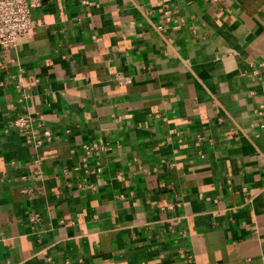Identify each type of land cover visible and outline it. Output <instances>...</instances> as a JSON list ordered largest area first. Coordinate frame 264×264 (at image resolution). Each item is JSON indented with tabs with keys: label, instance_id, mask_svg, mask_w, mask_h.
<instances>
[{
	"label": "crops",
	"instance_id": "0c3cea01",
	"mask_svg": "<svg viewBox=\"0 0 264 264\" xmlns=\"http://www.w3.org/2000/svg\"><path fill=\"white\" fill-rule=\"evenodd\" d=\"M86 1L0 48V264H264V0Z\"/></svg>",
	"mask_w": 264,
	"mask_h": 264
},
{
	"label": "built area",
	"instance_id": "2783aa9c",
	"mask_svg": "<svg viewBox=\"0 0 264 264\" xmlns=\"http://www.w3.org/2000/svg\"><path fill=\"white\" fill-rule=\"evenodd\" d=\"M41 0H0V48L2 50L13 49L19 46L30 35L32 29V11L38 7ZM210 4L221 5L224 0H207ZM83 3H87L83 0ZM163 21H168L175 10L164 7L161 10ZM20 72L24 69L20 68ZM20 88V84H16ZM264 99L258 105L259 114H263ZM264 127L263 124H261ZM8 127L15 130H21L26 134L27 141L33 147H39L44 143H49L54 140V136L49 128L44 126V123L38 119L37 114L31 113H17L11 118ZM68 132V131H67ZM212 142V140L210 141ZM88 151V149H87ZM73 170L78 167L74 166ZM70 169L65 165L63 166L62 173L68 176ZM3 177L0 176V183ZM67 186H71L70 181L66 182ZM92 187L91 183L78 184V186ZM28 192L32 189H27ZM168 209L173 208V204L167 206ZM27 220L30 224L38 225L40 222L39 213L33 211L27 214ZM191 258L187 255V259Z\"/></svg>",
	"mask_w": 264,
	"mask_h": 264
}]
</instances>
